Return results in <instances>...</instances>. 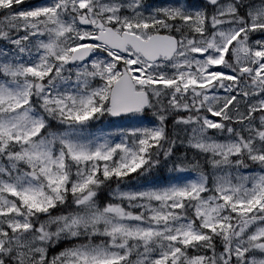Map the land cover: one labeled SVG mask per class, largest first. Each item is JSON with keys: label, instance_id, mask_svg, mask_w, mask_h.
Returning <instances> with one entry per match:
<instances>
[{"label": "snow or ice", "instance_id": "snow-or-ice-1", "mask_svg": "<svg viewBox=\"0 0 264 264\" xmlns=\"http://www.w3.org/2000/svg\"><path fill=\"white\" fill-rule=\"evenodd\" d=\"M0 264H264V0H0Z\"/></svg>", "mask_w": 264, "mask_h": 264}, {"label": "trees", "instance_id": "trees-1", "mask_svg": "<svg viewBox=\"0 0 264 264\" xmlns=\"http://www.w3.org/2000/svg\"><path fill=\"white\" fill-rule=\"evenodd\" d=\"M32 2H38V0H32Z\"/></svg>", "mask_w": 264, "mask_h": 264}]
</instances>
